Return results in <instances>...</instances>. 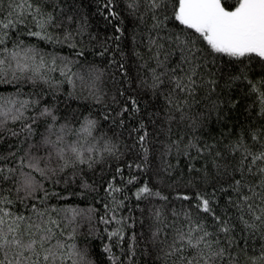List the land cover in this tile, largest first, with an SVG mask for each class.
Wrapping results in <instances>:
<instances>
[{"label": "snow or ice", "instance_id": "6c2138e0", "mask_svg": "<svg viewBox=\"0 0 264 264\" xmlns=\"http://www.w3.org/2000/svg\"><path fill=\"white\" fill-rule=\"evenodd\" d=\"M0 264H264V0H0Z\"/></svg>", "mask_w": 264, "mask_h": 264}, {"label": "trees", "instance_id": "16d2710c", "mask_svg": "<svg viewBox=\"0 0 264 264\" xmlns=\"http://www.w3.org/2000/svg\"><path fill=\"white\" fill-rule=\"evenodd\" d=\"M83 3H84V7H85V9L91 11V10H93L94 7H95L96 0H83ZM97 19H99L98 16H97ZM93 27L95 28L96 25L94 24ZM100 27H101V30H103L104 25H103L102 22H101V24H100ZM73 107H75V105H73ZM81 200H82V198L69 197V198H67V200H66L65 202H66V203H69V204H71V203H73V202H75V203H80ZM99 244H100V238H99V237H95V238L92 239V247H93V256H94V257H95V256L98 254V252L100 251V249H99Z\"/></svg>", "mask_w": 264, "mask_h": 264}]
</instances>
